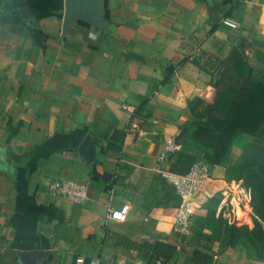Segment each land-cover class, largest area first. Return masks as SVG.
Here are the masks:
<instances>
[{
  "label": "crops",
  "instance_id": "obj_1",
  "mask_svg": "<svg viewBox=\"0 0 264 264\" xmlns=\"http://www.w3.org/2000/svg\"><path fill=\"white\" fill-rule=\"evenodd\" d=\"M237 55L250 75L235 73ZM263 71L264 0H0V264H194L196 248L211 264H264L214 236L225 167L264 144V124L209 164L187 232L153 168L171 135L204 163L212 119L228 116L212 105L247 98ZM64 178L85 202L46 190ZM122 204L123 220L107 216Z\"/></svg>",
  "mask_w": 264,
  "mask_h": 264
},
{
  "label": "trees",
  "instance_id": "obj_2",
  "mask_svg": "<svg viewBox=\"0 0 264 264\" xmlns=\"http://www.w3.org/2000/svg\"><path fill=\"white\" fill-rule=\"evenodd\" d=\"M235 69V73L237 72L238 75H250L249 73H251V69L248 68L241 55L236 56ZM258 79L252 83L251 92H249L247 98H244L239 103L221 99L212 105L213 109L222 110L228 116L220 120L212 119L213 127L210 128V131L215 134L207 135L212 150L203 153V160H206L208 166L209 164L211 166L223 164L229 152L231 141L238 132L242 131L252 134L264 124V83L262 76ZM237 91L238 86L232 85L229 95L234 96ZM215 121H217V129H214ZM174 156L176 158L171 163L170 169L180 173L188 172L195 161V155L185 151L177 150L169 158ZM223 177L227 181H240L249 191L251 198L249 210L245 209L242 213L244 220L238 221L240 222L239 224H231L225 221L229 234L234 235L236 232L249 233V236L252 234L258 243H264V144L258 143L251 147L246 146L237 161L225 167ZM218 199L209 205L216 206ZM212 210L214 211L215 207ZM243 222L253 225L250 227L248 226L249 224ZM251 237L248 238L251 239ZM233 243L230 242L228 245ZM252 244L255 252L261 254L264 251L261 246L255 244L254 240ZM212 261L213 256L207 251L199 248L193 251L192 262L194 264H211Z\"/></svg>",
  "mask_w": 264,
  "mask_h": 264
},
{
  "label": "built area",
  "instance_id": "obj_3",
  "mask_svg": "<svg viewBox=\"0 0 264 264\" xmlns=\"http://www.w3.org/2000/svg\"><path fill=\"white\" fill-rule=\"evenodd\" d=\"M179 149V143L175 136H168L165 144L159 153L158 161L153 166L154 170L166 182L171 184L179 196V202L175 208L173 230L178 232L189 231L195 215V208H200L196 197L202 191L205 183L212 180V174L209 166L205 163H198L190 168L186 173L174 171L163 163ZM46 190L53 194H59L67 197L75 203H83L87 200L86 186L70 178L53 179L48 182ZM222 194L221 203L219 205V212L221 215L231 222L232 215H236L233 209L241 208V203L249 199V191L240 183V181L233 180L224 189H220ZM245 202L243 205H245ZM241 205V206H240ZM129 210L127 204H122L119 208L109 207L107 216L117 220H123ZM236 211V210H235ZM234 212V214H232ZM74 264H86L84 256H77ZM156 264H161L157 261Z\"/></svg>",
  "mask_w": 264,
  "mask_h": 264
},
{
  "label": "rangeland",
  "instance_id": "obj_4",
  "mask_svg": "<svg viewBox=\"0 0 264 264\" xmlns=\"http://www.w3.org/2000/svg\"><path fill=\"white\" fill-rule=\"evenodd\" d=\"M263 75H264V71L261 72V76L262 77H264ZM203 161H204V163H206V160H203ZM211 197H212L211 200L216 202L217 199L220 197V194L213 195ZM250 201H251V198L249 197V199H247L246 202L243 201L241 203L242 206L240 205L241 206L240 209L239 208H237L238 210L236 209V214H238V215L237 216L232 215V216H234V218L232 217L231 224L232 223L239 224L240 222H238V221H240L242 219L244 220V217H243L242 213H243V211L245 209L249 210ZM244 202H245V205H243ZM218 213H220V212L218 211ZM212 214H214V211L212 212ZM214 218H215V221H214V229H215L214 230V236L218 237L219 239H221L225 245H227L230 242L242 241V242L246 243L247 247L249 248V251H254L255 248L253 247V244H252V241L254 240L256 245H259V246H261L264 249V243H258V241L253 238V235L251 233H250L251 234L250 236H252L251 239L248 238V237H250L249 233L245 234L244 232H238V233L236 232L234 235H230L229 234V229H228V227H226L227 223L221 217H218V216L216 217L215 216ZM243 223H247V222H243ZM247 224H249L248 226H250V227L253 225L251 223H247Z\"/></svg>",
  "mask_w": 264,
  "mask_h": 264
}]
</instances>
